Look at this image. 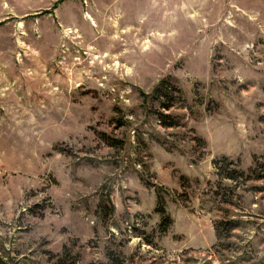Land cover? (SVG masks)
<instances>
[{
    "label": "rangeland",
    "instance_id": "rangeland-1",
    "mask_svg": "<svg viewBox=\"0 0 264 264\" xmlns=\"http://www.w3.org/2000/svg\"><path fill=\"white\" fill-rule=\"evenodd\" d=\"M0 264H264V0H0Z\"/></svg>",
    "mask_w": 264,
    "mask_h": 264
},
{
    "label": "trees",
    "instance_id": "trees-1",
    "mask_svg": "<svg viewBox=\"0 0 264 264\" xmlns=\"http://www.w3.org/2000/svg\"><path fill=\"white\" fill-rule=\"evenodd\" d=\"M157 90H158V88H157ZM166 106L170 107L169 104L166 105ZM161 120H162L164 125H168V126H172L173 125V121H170V115L168 113H161ZM253 170H254V172L257 171L255 169H253ZM255 176H256V178H259L260 175L256 174ZM159 201L162 204L164 203L163 197L161 195L159 196ZM162 204L159 207H157L156 210H158L159 212L162 213L160 227H161L162 231H165L167 229L168 225L171 222V217L165 213V208H164V205H162Z\"/></svg>",
    "mask_w": 264,
    "mask_h": 264
}]
</instances>
